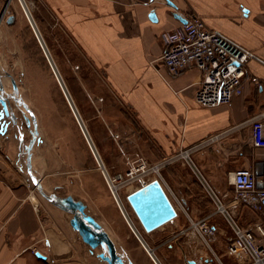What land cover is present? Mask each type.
<instances>
[{"label":"crops","instance_id":"obj_1","mask_svg":"<svg viewBox=\"0 0 264 264\" xmlns=\"http://www.w3.org/2000/svg\"><path fill=\"white\" fill-rule=\"evenodd\" d=\"M170 1L176 9L168 6L166 0H41L46 12L57 18L61 30L104 82L107 102L114 105L115 98L134 115L147 138L140 149L148 151L150 158L144 159L149 163H160L181 150L224 134L221 140L190 154L210 186L222 196L229 193L230 173L237 169L258 173V167L264 166V160L257 156L264 150L255 149L250 143L249 123L252 117L264 113V65L254 60L247 64L243 95L235 97L230 105L204 108L196 102L201 72L191 68L178 76L170 75L161 61L165 48L162 35L183 24L175 18L176 14L184 20L195 15L203 19L208 29L223 33L264 61V0ZM151 12H155L157 21L150 19ZM59 39L61 42L63 38ZM253 77L260 86L250 81ZM2 136L4 141L10 139L9 132ZM95 146L98 152L96 143ZM25 158L20 147L11 143L0 145V264H93L85 253L87 245L70 224V217L27 186ZM38 160L34 149L32 175L47 193H53L37 171ZM177 171L171 168L168 173L177 177ZM258 185L264 188L263 173L258 175ZM182 187L189 197H176L191 219L199 220L214 212V206L206 207L205 197L193 196L194 189L187 181ZM172 203L177 206L174 199ZM181 215L187 220V215L178 210L176 219L150 233L137 217L135 223L131 218L160 264H164L162 260L169 264L171 252L184 257L198 253L188 245L189 240L172 248L170 244L169 250L161 247V239L168 229L173 231L179 226ZM244 215L246 219H240L243 222L250 223L255 218L252 213ZM137 242L143 248L138 239ZM143 250L142 256H149ZM37 253L46 259L38 258Z\"/></svg>","mask_w":264,"mask_h":264},{"label":"rangeland","instance_id":"obj_2","mask_svg":"<svg viewBox=\"0 0 264 264\" xmlns=\"http://www.w3.org/2000/svg\"><path fill=\"white\" fill-rule=\"evenodd\" d=\"M25 2L61 72L82 122L87 126L90 136L97 145L109 176L114 178L119 174L124 175L128 168L134 165L137 155L150 158L147 150L140 149L147 138L141 133L134 115L115 98L114 105L107 102L104 94L108 91L107 87L105 88L102 79L93 73L91 62L89 63L82 52L74 46L68 34L61 30L57 18L46 12L41 0H25ZM1 16L3 18L0 21V83L9 98L14 120L8 114L0 85V116L5 117L7 114L5 119L3 117V121L0 120V132L2 134L9 132L10 135V139L4 141L0 133V145L4 147L6 143L8 145L11 143L15 148L20 147V152L25 155L27 150L20 134L25 136L27 145L36 134L35 150L39 157L37 171L41 174L40 177L45 178V184L50 191L59 197L73 196L74 199L83 202L87 214L99 221L103 229L108 232L126 262L154 264L149 256L146 254V257L142 256L145 252L121 215L19 1L0 0ZM59 36L63 38L61 42ZM12 79L18 86V92L14 89ZM19 98L25 102L27 108L20 106ZM103 106L105 108L102 111ZM4 125H8L6 130ZM117 134L121 136L118 142L114 140ZM243 138L245 139V135ZM257 156L264 160V153H259ZM169 167L161 172L169 193L188 198L182 187L187 181L191 189H194V197H205L206 207L214 206L188 165L179 162ZM171 168H176L179 170L177 173L186 178L168 173ZM154 178L156 177L153 175L146 176L148 181ZM139 180L140 177L130 181L126 179L122 182L121 188L119 187L121 200L134 223L137 218L126 196L138 187ZM229 192L232 194V186ZM217 218L220 217H215L212 224L215 226V232L220 233V236L212 243L211 248L223 264H236L235 260L228 257L225 252L226 235H230V229L226 222L221 218L217 221ZM59 220L64 226L67 225L64 220ZM178 221L187 224L183 215ZM252 221H255L254 217ZM247 223L248 220L243 222V225L246 226ZM171 231L168 229L163 237ZM160 237L158 239H161ZM187 240L191 248L198 250L197 255L184 257L171 252L168 255L169 264H187L206 255L213 264H219L203 241L193 237ZM165 248L169 250L170 245ZM85 253L91 263L106 264L99 260L97 253H93L88 246ZM160 254L161 252L157 253L162 260ZM162 261L166 264L164 260Z\"/></svg>","mask_w":264,"mask_h":264},{"label":"built area","instance_id":"obj_3","mask_svg":"<svg viewBox=\"0 0 264 264\" xmlns=\"http://www.w3.org/2000/svg\"><path fill=\"white\" fill-rule=\"evenodd\" d=\"M18 1L20 2V0ZM162 40L165 48L161 61L170 75L175 77L191 68H195L201 72L202 80L196 92V102L204 108L230 105L235 97L243 95L244 82L248 79L247 64L254 60L264 65V61L253 51L248 50L219 31L208 29L203 19L195 15L185 19V23L179 29L164 33ZM249 79L254 85L260 86L259 80L256 77ZM249 123L251 126V145L255 149L264 150V113L252 117ZM223 137L224 134L215 135L208 139L206 143L197 145L191 149L181 150L175 156L165 159L160 163H149L146 159L137 155L134 165L128 168L124 175L119 174L111 178L107 171L106 173L115 186V190L122 202L119 190L122 182L126 179L130 181L135 177H140L136 191L155 181L163 189L165 185L161 172L165 167L175 162L188 165L214 204L213 213L202 219L193 220L186 213L182 204L179 203L180 201L177 197L166 190L170 198L177 202V210H181L187 215L192 237L203 241L218 263L223 264L213 251V248H211L212 243L216 242L220 236V233L215 232L212 219L215 216H219L230 229V235H226V255L234 259L236 264H264V188L258 185V175L264 174V166L258 167L259 174L251 169H237L230 173L229 184L232 186L233 192L232 194L229 192L220 196L210 186L190 158L191 152L197 151L205 145L215 143ZM114 139L119 140V135H115ZM102 174L121 215L134 236L138 239L126 218V215L129 216V214L124 203L122 202L125 212L115 199L109 186L108 177L103 171ZM149 175H153L156 178L148 181L146 180V176ZM27 186L35 189L28 178ZM136 191L127 194V201L128 197ZM163 191L165 192L164 189ZM247 212L254 214L255 221H250V224L248 223L244 226L240 219H246L244 214H247ZM176 213L178 217V212L176 211ZM130 221L133 223L132 220ZM143 248L146 250L144 246ZM147 253L149 254L148 251ZM149 256L154 264H156L150 254ZM211 262L212 260L209 259L208 255L199 257L197 260L198 264H211Z\"/></svg>","mask_w":264,"mask_h":264},{"label":"water","instance_id":"obj_4","mask_svg":"<svg viewBox=\"0 0 264 264\" xmlns=\"http://www.w3.org/2000/svg\"><path fill=\"white\" fill-rule=\"evenodd\" d=\"M167 5L172 7L173 9H176V6L170 1L166 0ZM26 18L31 26V29L38 41V44L40 48L42 49V52L49 62L51 68L53 69V74L56 76L57 81L59 83V86L65 96V99L71 108L72 113L74 114L79 127L81 128L85 140L100 168L102 169V162L99 157V154L96 150L95 145L93 144L91 137L89 133L87 132L86 128L83 126L82 119L76 109V106L67 90V87L60 76L59 72L57 71V67L55 65H52L49 59V51L47 46L45 45V42L43 40V37L41 33H39L36 24L32 22L29 17L27 16L25 12ZM150 19L152 21H157V17L155 12H151L149 15ZM175 18L180 19L183 23H185V20L182 19V17L179 14L175 15ZM2 19V16L0 17V21ZM1 82V81H0ZM12 82L14 84V89L16 92H18V86L15 83V80L12 79ZM1 85V83H0ZM1 91L3 93V86L1 85ZM19 104L23 106L24 108H27L25 102L19 98ZM3 115L0 116V120L3 119ZM15 122H13L14 124ZM8 125H4V130L7 129ZM21 139L23 143H26L25 136L20 134ZM36 134L33 135V140L30 144H26L25 148L28 150L29 158H27V166L26 174L27 178L30 181V183L35 187L36 191L41 195V197L49 204L53 205L54 207L64 211L69 217H70V224L72 228L79 234L82 241L90 248V250L93 253H97V257L99 260H101L103 263L106 264H133L131 261L126 262L124 255L119 254L117 247L111 237L109 236L108 232L103 229L100 223H98L95 218H93L91 215L87 214L86 212V205L73 198V196H68L66 198H62L57 196L54 193H47L39 181H36L34 176L32 175V165L31 160L33 157V150L36 146ZM27 146H29L27 148ZM128 202L131 208L133 209L136 217L138 218L139 222L141 223L144 230L148 233L166 225L169 222H172L174 219L177 218V213L171 204L170 200L166 196L165 192L161 188V186L155 181L148 186L139 189L138 191L132 193L128 197ZM130 220V219H129ZM130 226L133 230V232L138 237L141 244L146 248V250L149 252L151 257L155 260L156 264H160L158 260L156 259L153 251L149 249V247L144 242L143 238L139 234V232L136 230L133 223L129 222ZM37 257L40 259H46V256L42 255L41 253H37ZM195 262H190V264H194Z\"/></svg>","mask_w":264,"mask_h":264},{"label":"bare ground","instance_id":"obj_5","mask_svg":"<svg viewBox=\"0 0 264 264\" xmlns=\"http://www.w3.org/2000/svg\"><path fill=\"white\" fill-rule=\"evenodd\" d=\"M21 2V3H20ZM20 5H21V7H23L22 9H23V12H24V14H25V12H26V14H27V16L29 17V19L32 21V22H34L35 24H36V22H35V20H34V18H33V16H32V13H31V11H30V8L28 7V5H27V3L25 2V0H20ZM26 16V15H25ZM36 27H37V29H38V31H39V28H38V26H37V24H36ZM39 33H41L40 31H39ZM42 35V34H41ZM43 37V36H42ZM44 38V37H43ZM44 40V39H43ZM45 42V41H44ZM45 45L47 46V44H46V42H45ZM48 48V47H47ZM48 51H49V53H50V55H49V59H50V62L52 63V65H55L56 67H57V71L56 72H59V74H60V76L62 77V75H61V72H60V70H59V68H58V66L56 65V62H55V60H54V58H53V56H52V54H51V51L48 49ZM45 57V56H44ZM46 59V58H45ZM47 60V59H46ZM48 62V61H47ZM48 65H49V67H50V69L52 70V72H53V69L51 68V66H50V64H49V62H48ZM54 73V72H53ZM54 77H55V80H56V82H57V84H58V86H59V83H58V81H57V78H56V76L54 75ZM63 79V78H62ZM1 81V80H0ZM64 81V80H63ZM65 83V82H64ZM59 88H60V86H59ZM61 89V88H60ZM62 91V90H61ZM63 93V92H62ZM2 97L5 99V102H6V105H7V109H8V114H9V116L12 118V120H14L13 119V117H14V114H13V112H12V110L10 109V105H9V98H8V96L6 95V93H5V91H3V93H2ZM21 106V105H20ZM21 107H23V106H21ZM24 108V107H23ZM76 109H77V107H76ZM78 110V109H77ZM74 115V114H73ZM6 116H7V114H5V117H4V119L6 118ZM75 117V116H74ZM4 119H2L1 121H3ZM75 120H76V118H75ZM76 122H77V120H76ZM77 125H78V122H77ZM83 126L86 128V130H87V132H88V129H87V126L85 125V123L83 122ZM78 127H79V125H78ZM79 129H80V132L82 133V135H83V137H84V134H83V132H82V130H81V128L79 127ZM89 133V132H88ZM90 135V134H89ZM91 137V136H90ZM85 138V137H84ZM91 140H92V142H93V144L95 145V143H94V141H93V139H92V137H91ZM28 144H29V142H28ZM24 145H26L25 143H24ZM25 147V146H24ZM29 146H27V148H28ZM89 147V146H88ZM96 147V146H95ZM25 150H27V149H25ZM28 151V150H27ZM25 152V154H27L26 155V162H27V158H29V154H28V152ZM31 153H33V152H31ZM99 157H100V159H101V162H102V165L104 164L103 163V161H102V158H101V155L99 154ZM102 169L104 170V173L106 174V176L108 177V182H109V186H110V188L112 189V192H113V194H114V196H115V199L117 200V202L119 203V205H120V207L122 208V209H124V207H123V204H122V202L120 201V199H119V196H118V194H117V192H116V190H115V186L113 185V183L111 182V180L109 179V176L107 175V173H106V170H105V167H104V165L102 166ZM102 171V170H101ZM163 189L165 190V192H166V194H167V196L169 197V199H170V201L172 202V199L170 198V196L168 195V193H167V191H166V189H165V187L163 186ZM137 189H133V190H131L129 193H131V192H133V191H136ZM113 197V196H112ZM114 199V198H113ZM173 204V203H172ZM117 205V204H116ZM173 206H174V208H175V211H177L178 212V210H177V208H176V206L173 204ZM124 212H125V209H124ZM126 218H127V220L129 221V222H131L130 220H132V219H130L129 218V216H127L126 215ZM130 219V220H129ZM97 221V220H96ZM98 223H99V221H97Z\"/></svg>","mask_w":264,"mask_h":264},{"label":"flooded vegetation","instance_id":"obj_6","mask_svg":"<svg viewBox=\"0 0 264 264\" xmlns=\"http://www.w3.org/2000/svg\"><path fill=\"white\" fill-rule=\"evenodd\" d=\"M190 237H192V234H191V231L189 230V224H188V221H187V224H185V225L179 223V226H176V228L173 229V231L171 233H169L166 237H163L161 239L160 244H161V247L162 246L167 247L170 244H171L172 247H175L173 245H177L178 246L179 244L185 243V241L187 239H189ZM188 260H190V259H188ZM197 260H198V258L196 260H194L195 261L194 264H198ZM187 264H190V263H187Z\"/></svg>","mask_w":264,"mask_h":264},{"label":"trees","instance_id":"obj_7","mask_svg":"<svg viewBox=\"0 0 264 264\" xmlns=\"http://www.w3.org/2000/svg\"><path fill=\"white\" fill-rule=\"evenodd\" d=\"M243 222V221H242Z\"/></svg>","mask_w":264,"mask_h":264}]
</instances>
